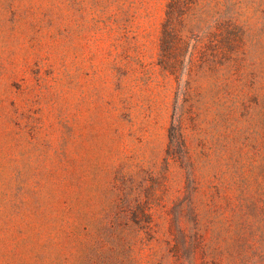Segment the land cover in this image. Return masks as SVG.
<instances>
[{
  "label": "rangeland",
  "instance_id": "1",
  "mask_svg": "<svg viewBox=\"0 0 264 264\" xmlns=\"http://www.w3.org/2000/svg\"><path fill=\"white\" fill-rule=\"evenodd\" d=\"M167 2L0 0V264H177L169 212L191 200L212 248L264 264V0L239 1L236 62L179 77Z\"/></svg>",
  "mask_w": 264,
  "mask_h": 264
},
{
  "label": "trees",
  "instance_id": "2",
  "mask_svg": "<svg viewBox=\"0 0 264 264\" xmlns=\"http://www.w3.org/2000/svg\"><path fill=\"white\" fill-rule=\"evenodd\" d=\"M239 1L168 0L160 36L159 62L163 68L176 77L184 71L202 76L221 64L236 62L247 43ZM190 155L183 122L174 116L169 126L166 161L174 159L181 163L187 174V186L194 185L197 177ZM187 212L194 216L193 220L200 215L193 200L178 204L169 212L172 215L169 252L177 264H199L201 257L206 264H238L237 256L229 261L225 253L211 247L203 231L190 223ZM249 257L250 254L242 264Z\"/></svg>",
  "mask_w": 264,
  "mask_h": 264
}]
</instances>
